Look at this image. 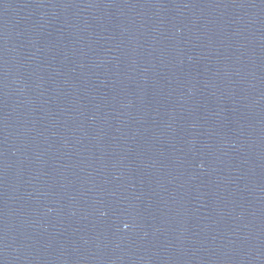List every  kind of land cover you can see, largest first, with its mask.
I'll return each mask as SVG.
<instances>
[{
  "label": "water",
  "instance_id": "1",
  "mask_svg": "<svg viewBox=\"0 0 264 264\" xmlns=\"http://www.w3.org/2000/svg\"><path fill=\"white\" fill-rule=\"evenodd\" d=\"M0 264H264V0H0Z\"/></svg>",
  "mask_w": 264,
  "mask_h": 264
}]
</instances>
